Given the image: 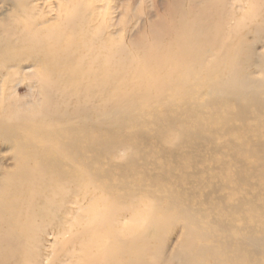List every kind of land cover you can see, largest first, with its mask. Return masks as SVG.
Returning <instances> with one entry per match:
<instances>
[{
	"label": "rangeland",
	"instance_id": "1",
	"mask_svg": "<svg viewBox=\"0 0 264 264\" xmlns=\"http://www.w3.org/2000/svg\"><path fill=\"white\" fill-rule=\"evenodd\" d=\"M24 1L35 9L36 21L58 16L49 6L56 0ZM75 1L77 20L98 8L90 26L108 25L110 7L119 3ZM139 1L142 12L162 13L163 0H120V13L125 11L121 22ZM14 3L0 0V25L9 23ZM75 29L72 49L79 52L76 43L82 37ZM59 41L12 39L4 51L14 56V63L32 62L31 55L41 63L50 61L44 67L56 85L47 104L42 95L27 90V82L21 83L16 92L34 113L0 121L1 201L10 202L11 187L28 181L36 166H55L45 169L37 183L56 185L58 210L66 200L86 196L87 210L64 207L72 208L76 219L72 236L84 228L108 236L99 248L75 250L77 264L90 259L89 253L106 254L107 264H214L218 253L232 252L242 236H264V71L259 63L264 14L258 12L232 41L238 68L234 76L251 80L248 87L229 83L231 73L223 72L222 63L203 72L194 62L201 48L196 43L192 60L174 64L173 76L166 74L174 62L171 56H158L121 75L106 71L96 86L98 63L74 59L65 70L53 63L51 52L64 51ZM131 207L145 216L136 227L128 219L117 223L119 215L110 214ZM61 217L60 226L67 229L70 216ZM120 227L135 228L136 237L116 236L114 228ZM70 237L61 238L60 246ZM46 243L41 237L43 247Z\"/></svg>",
	"mask_w": 264,
	"mask_h": 264
},
{
	"label": "bare ground",
	"instance_id": "2",
	"mask_svg": "<svg viewBox=\"0 0 264 264\" xmlns=\"http://www.w3.org/2000/svg\"><path fill=\"white\" fill-rule=\"evenodd\" d=\"M13 1L16 10L9 17V23L0 25V121L23 119L27 118V113H34L35 110L31 109L30 103L25 102L16 92V88L21 83L27 82V90L30 93L35 91L38 96L42 95V100L44 99L47 104L51 103L50 99L53 96L50 93L51 87L56 85V82L51 81L50 74L45 71L47 68L44 65L46 66L50 61H46V64L41 63L40 60L31 58V55L32 62H13L14 56L4 52L11 48L12 39L20 43H35L39 39L62 40L59 42H62L64 51L58 52L56 49L51 52L53 63L56 66H63L64 70L74 59L92 64L98 63L100 66L97 68L95 83L106 71L121 75L127 69L138 68L142 61L158 56L169 58L171 56L174 62L167 67L166 74L173 76L174 64L183 63V60L188 63L192 60V48L196 43L200 44L201 48L194 55V62L203 72L211 73L222 63L223 72L231 73L229 83L240 87H248L252 84L248 78L238 81L234 76L238 68L232 41L258 12L264 14V0H163L162 13L157 16L151 11L142 12L140 6L142 1L141 3L139 1L135 3L136 7L128 12L129 19L125 22L122 20L123 23L120 21V16L124 15L125 11L123 8L120 13L122 2L119 0V3L115 1V7H110L112 8L110 16L113 17L109 18L108 25L90 26L96 19L95 12L98 11V8H92L90 14L78 18L80 27L75 25L77 20L75 11L78 8L75 0H56L57 3H51L49 6L58 16L56 18L51 16L52 20L37 21L34 18L35 9H32L27 2ZM104 5H100L101 11ZM83 7L85 9V6ZM54 18L57 24L52 22ZM75 28H79L82 37L79 42L76 41V50L79 52L72 49ZM248 59H252V55ZM259 63L260 69L264 71V54L259 57ZM98 84L97 81L94 85ZM89 88L94 87L90 85ZM47 108L45 107V110ZM54 167L47 164L36 166L33 168L35 172H32L28 181L17 182L11 187L10 202H6V198L0 200V264H77L73 262L75 250L89 252L95 247L99 248L98 244L101 240L105 242L108 238L106 232L100 236L98 229L93 228H84L77 237L72 236L70 229L76 219L72 208L64 207L66 204L73 205L77 209L74 211H85L86 196L80 201L70 198L64 202V207L58 210L55 204L58 194L56 185L38 186L37 183L45 169ZM24 187L28 188L26 193L22 192ZM88 211L92 214L90 208ZM110 214L119 215L117 223H123L128 219L134 227L145 217L142 218L134 207L115 209ZM62 215L70 216L65 220L67 229L59 224L60 219H63ZM78 219L82 220V217ZM114 232L118 237H127V235L136 237L137 234L133 227L114 228ZM262 234L258 232L255 237L249 238H246L247 234L242 236L232 252L229 250L219 252L214 264H264ZM66 235L71 237L61 243L62 249L59 240ZM41 237L47 242L44 247L41 244ZM41 249L46 251L47 255L41 253ZM89 254L90 259L84 258L82 264H107L106 254Z\"/></svg>",
	"mask_w": 264,
	"mask_h": 264
}]
</instances>
